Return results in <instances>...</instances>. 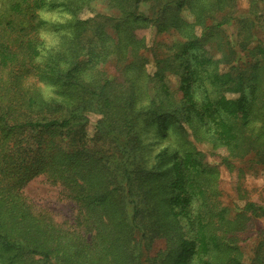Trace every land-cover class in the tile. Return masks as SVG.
<instances>
[{
  "label": "trees",
  "instance_id": "trees-1",
  "mask_svg": "<svg viewBox=\"0 0 264 264\" xmlns=\"http://www.w3.org/2000/svg\"><path fill=\"white\" fill-rule=\"evenodd\" d=\"M97 1L0 0V264H264L240 236L264 204H226L209 160L264 168L254 21L233 44L234 0ZM40 175L70 220L24 195Z\"/></svg>",
  "mask_w": 264,
  "mask_h": 264
},
{
  "label": "rangeland",
  "instance_id": "rangeland-1",
  "mask_svg": "<svg viewBox=\"0 0 264 264\" xmlns=\"http://www.w3.org/2000/svg\"><path fill=\"white\" fill-rule=\"evenodd\" d=\"M96 11L109 14L105 0H98L95 7ZM141 9L145 12L149 11V4L144 2ZM236 20L231 21L226 29V39L230 43L237 44V33L241 30L240 19L249 17L254 21L252 45L258 42H264V0H234L233 7ZM45 18H55L59 14L42 11ZM40 13V14H41ZM218 14H216L217 16ZM219 16V15H218ZM137 34L145 37L152 46L157 41H169L175 38V35L156 34L154 28L139 29ZM240 54V53H239ZM241 55V54H240ZM107 68H111L112 64H107ZM149 71L155 69L153 63H150ZM168 83L176 87L179 83L178 77L170 75L167 77ZM44 89L50 90V85L40 82ZM90 122L87 126L89 134L94 133V127L99 115L91 113ZM199 147L209 153L207 144H199ZM210 162L218 164L220 171L219 185L223 191V200L229 206L242 207L248 200L264 204V168L252 162L253 159H241L229 166L220 163L218 157L209 156ZM23 193L27 199L34 204L45 207L56 218L68 219L72 218V209L68 202L60 195L59 187L46 182L43 175L33 178L24 188ZM264 235V217H254L247 230L240 232L241 238L244 240L243 245L246 253L250 257L257 247L260 239ZM156 248L162 246V242L155 243Z\"/></svg>",
  "mask_w": 264,
  "mask_h": 264
}]
</instances>
